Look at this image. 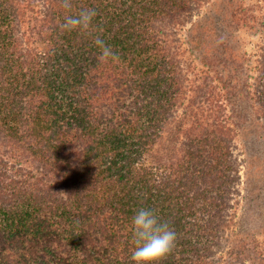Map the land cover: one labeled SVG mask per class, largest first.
<instances>
[{"label": "trees", "instance_id": "16d2710c", "mask_svg": "<svg viewBox=\"0 0 264 264\" xmlns=\"http://www.w3.org/2000/svg\"><path fill=\"white\" fill-rule=\"evenodd\" d=\"M69 2L0 0V264H264V0Z\"/></svg>", "mask_w": 264, "mask_h": 264}, {"label": "clouds", "instance_id": "9594fccd", "mask_svg": "<svg viewBox=\"0 0 264 264\" xmlns=\"http://www.w3.org/2000/svg\"><path fill=\"white\" fill-rule=\"evenodd\" d=\"M64 6L71 7L69 0H65ZM95 14L94 9H83L78 16H68L65 27L87 29ZM95 43L102 49L104 57L114 55L101 39L97 38ZM130 230L134 245L131 259L134 264H154L171 253L176 245L177 233L150 207L141 206L134 211Z\"/></svg>", "mask_w": 264, "mask_h": 264}, {"label": "rangeland", "instance_id": "374dc122", "mask_svg": "<svg viewBox=\"0 0 264 264\" xmlns=\"http://www.w3.org/2000/svg\"><path fill=\"white\" fill-rule=\"evenodd\" d=\"M258 133H259V138L257 142H255V144L253 143L246 144L248 153H252V152H256L258 154L263 153L264 151V131L258 132Z\"/></svg>", "mask_w": 264, "mask_h": 264}]
</instances>
